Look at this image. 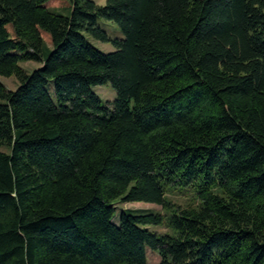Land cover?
<instances>
[{
	"label": "trees",
	"instance_id": "1",
	"mask_svg": "<svg viewBox=\"0 0 264 264\" xmlns=\"http://www.w3.org/2000/svg\"><path fill=\"white\" fill-rule=\"evenodd\" d=\"M67 1L0 0V264H264V0Z\"/></svg>",
	"mask_w": 264,
	"mask_h": 264
},
{
	"label": "rangeland",
	"instance_id": "2",
	"mask_svg": "<svg viewBox=\"0 0 264 264\" xmlns=\"http://www.w3.org/2000/svg\"><path fill=\"white\" fill-rule=\"evenodd\" d=\"M99 5H104L105 0H94ZM49 8L55 13L67 15L70 12V3L67 0H50ZM99 24L107 30L113 38L120 37L121 32L119 28L113 22L103 19L99 20ZM94 46L103 52H109L114 50V47L110 43H102L93 39H90ZM19 66L25 72H32L34 69L40 66L39 63L33 61H23L19 63ZM0 83L9 90H16L19 86V80L15 75L3 77L0 76ZM95 92L101 98L103 102L111 105L116 97L115 91L110 84L96 86ZM165 205H156L145 202H119L117 204V212L121 209H137V210H151L160 213L164 222L161 225H149L147 229L157 232L158 234L173 233V230L169 227L168 217L172 211H180L183 209H191L199 205V199L196 193L189 187L180 188L178 186H170L166 188ZM150 264H161L160 257L154 253L149 255Z\"/></svg>",
	"mask_w": 264,
	"mask_h": 264
}]
</instances>
